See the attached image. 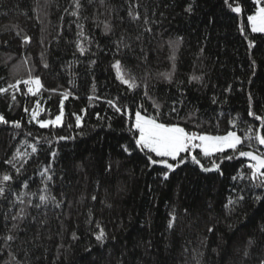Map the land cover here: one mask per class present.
Segmentation results:
<instances>
[{
  "label": "trees",
  "instance_id": "16d2710c",
  "mask_svg": "<svg viewBox=\"0 0 264 264\" xmlns=\"http://www.w3.org/2000/svg\"><path fill=\"white\" fill-rule=\"evenodd\" d=\"M79 4L0 0V115L9 122L0 123V264H261L264 186L239 156L260 154L261 145L245 140L209 158L182 153L186 162L165 180L168 170L135 147L132 127L140 111L189 132L264 134L248 115L264 117V33L248 23L257 1ZM117 61L135 87L117 78ZM30 76L40 79L38 92L9 87ZM61 100V122L41 128ZM191 155L206 167L215 160L219 171L204 173Z\"/></svg>",
  "mask_w": 264,
  "mask_h": 264
},
{
  "label": "snow or ice",
  "instance_id": "6c2138e0",
  "mask_svg": "<svg viewBox=\"0 0 264 264\" xmlns=\"http://www.w3.org/2000/svg\"><path fill=\"white\" fill-rule=\"evenodd\" d=\"M225 4H228V0H224ZM259 0H257V3ZM76 4V8L79 9L80 4L79 0H74ZM231 10L235 13H240L241 8L239 5L233 7L231 4L228 5ZM188 11H191V7H189ZM73 16L77 15L76 11L71 13ZM131 15V13H129ZM138 18V17H134ZM248 23L251 25V30L254 33H264V7H258L256 13L248 17ZM110 28L108 25H105V31H109ZM243 28H241V32H243ZM82 35V33H81ZM30 38L24 37V41L28 42ZM80 52L83 53L85 50L80 44H77ZM248 47L251 49L254 47V43L249 41ZM117 71V78L120 79L123 83L128 84L129 87H135V83L130 82L128 79H125L122 75L121 65L120 62L117 61L114 65ZM170 79V75L168 77ZM193 79H198L194 77ZM24 84L28 88V92L39 91L42 87L41 81L38 77L32 78L31 76L27 80L17 81V84L9 85L10 88L19 90L17 85ZM7 89H0V93L6 92ZM67 97V93L64 94ZM15 99V96H13ZM251 101V98H250ZM110 105L115 107L112 104V101H108ZM158 107V106H157ZM27 111V109H25ZM116 111L119 112L120 109L116 108ZM175 111V109H173ZM37 113L33 111L32 119L36 118ZM64 115L63 112V100L60 102V113L55 117V120L49 121H40V127L44 128L49 126L50 124H59L62 120ZM249 116H254L256 120L261 122V126L264 127V117L256 115L254 112L249 111ZM82 117L76 116V123L77 126H80ZM31 122V121H30ZM0 123H9L3 115H0ZM14 126L19 128V122H13ZM134 129V141L135 147L138 148L140 151L145 152L147 156L148 163L150 165H162L163 168L167 169L168 171L163 173V178L166 180L168 179V172L174 171L175 168L179 167L181 164L186 162V157L181 156L182 153L184 154H191L193 150L199 149V153L203 155L205 158L212 157L213 154L222 153L226 149H231L233 152L238 150V145L244 143L245 140L251 141L255 139L260 145L264 146V134L256 133L254 136L248 133H251V129L248 130V133L244 137L238 135L235 131H228L225 135H208V134H201L197 132H189L186 131L184 127L179 126L178 124H173L170 122H162L159 118V114L156 116L152 115H142L140 111L135 112V123L132 126ZM60 139H65V137H60ZM248 147L251 148V143L248 144ZM37 151V147L35 145L32 146V152L35 153ZM124 151L128 152L129 149L125 146ZM129 154H131L129 152ZM55 153H53V156ZM240 157H247L250 158L255 163H251L248 167L251 169V178L253 180L260 179V185L264 186V152H261L259 155L254 154L252 151H239ZM224 159L231 160L233 156H225L221 158V162ZM169 161H173L175 163H170ZM191 162L195 165H199L200 169L203 172H212V171H219L220 165L215 160H209L210 167H206L201 163V160L198 159L197 155H191ZM8 163H12V161H8ZM19 171V170H18ZM222 174V173H221ZM3 181H9L12 179L11 176L5 174L3 176ZM51 179V177H48ZM236 179V177H233ZM27 187V185H25ZM4 195V188L0 187V196ZM41 203H44L47 200V197L41 195L39 197ZM95 199V197H93ZM240 199H243L241 197ZM257 199H260L257 197ZM22 202V201H21ZM235 201L229 199L228 205L234 204ZM226 205L225 207H227ZM59 207V205H56ZM36 207H40V205H36ZM23 209H21V218L23 214ZM13 220H16L17 217L13 216ZM174 219V217H173ZM99 227V225H97ZM16 227V225H13ZM172 227V223H169V228ZM231 227V225H229ZM212 229H209L211 231ZM264 231V229H262ZM73 238L75 237V233H73ZM14 239L13 236L9 235L6 237V241H10ZM106 239V234L103 229H100L99 233L96 235V240L103 243ZM254 244V241L249 239L248 245L251 247ZM245 256L248 255L247 252L244 253ZM264 264V261L261 262Z\"/></svg>",
  "mask_w": 264,
  "mask_h": 264
},
{
  "label": "water",
  "instance_id": "95a60500",
  "mask_svg": "<svg viewBox=\"0 0 264 264\" xmlns=\"http://www.w3.org/2000/svg\"><path fill=\"white\" fill-rule=\"evenodd\" d=\"M261 147L264 149V146L261 145ZM254 154L259 155V154H257V153H254ZM244 158L247 159L248 161H250L251 163H255V162L252 161L250 158H247V157H244ZM169 162L172 163L171 161H169ZM155 166H158V167L163 168L162 165H155ZM261 171H264V169H262ZM212 172H217V171H212ZM212 172H204V173H212Z\"/></svg>",
  "mask_w": 264,
  "mask_h": 264
},
{
  "label": "rangeland",
  "instance_id": "374dc122",
  "mask_svg": "<svg viewBox=\"0 0 264 264\" xmlns=\"http://www.w3.org/2000/svg\"><path fill=\"white\" fill-rule=\"evenodd\" d=\"M256 1H257V0H256ZM258 7H264V5L261 4L260 0H259V2H258ZM253 15H254V14H253ZM208 135H210V134H208ZM226 150H228V149H226ZM192 154H193V151H192Z\"/></svg>",
  "mask_w": 264,
  "mask_h": 264
}]
</instances>
